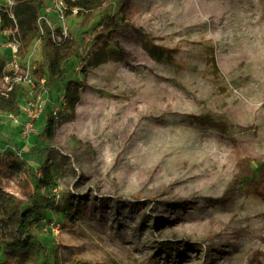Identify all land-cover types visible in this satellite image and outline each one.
Wrapping results in <instances>:
<instances>
[{"label":"rangeland","instance_id":"374dc122","mask_svg":"<svg viewBox=\"0 0 264 264\" xmlns=\"http://www.w3.org/2000/svg\"><path fill=\"white\" fill-rule=\"evenodd\" d=\"M60 3L45 23L90 34L63 77L84 81L79 102L65 111L60 83L20 81L16 121L0 114V153L19 149L33 170L48 159L56 185L39 202H70L67 216L38 212L48 263L56 250L59 264H264V239L237 257L250 226L231 211L264 201V0H115L131 25L113 35L121 59L94 52L95 19L83 24ZM0 55L18 76L41 59L38 41L22 55L11 31L0 32ZM40 105L22 134L24 110ZM50 105L55 134L39 154ZM0 188L29 199L22 173L0 174Z\"/></svg>","mask_w":264,"mask_h":264},{"label":"trees","instance_id":"16d2710c","mask_svg":"<svg viewBox=\"0 0 264 264\" xmlns=\"http://www.w3.org/2000/svg\"><path fill=\"white\" fill-rule=\"evenodd\" d=\"M51 0H12V4L0 5V32H14L18 36L19 50L22 55L29 52L34 41H38L41 59L34 61L30 71L32 81L45 88L55 84L62 85L59 107L65 111H73L80 100V92L84 81L75 76L67 75V68L76 57L80 48L90 42L87 30L80 31L79 38L63 35L59 27H51L45 23L43 16L44 7ZM68 8L64 13L69 16L75 10V15L82 17L83 24L95 19L91 33L95 41L90 46L95 52L102 49L109 58L121 59L126 56L118 41L113 39L114 34L123 32L130 23L121 14V9H116L115 0H66ZM86 19V20H85ZM100 36H105L101 40ZM11 35H9V38ZM147 44V43H146ZM153 55L155 50L147 47ZM86 72L85 68L80 69ZM5 78L8 81H5ZM13 70L6 69V61L0 55V83L5 82V87L0 86V114L16 115L20 109L21 86L13 82ZM54 106L48 108L39 123L37 141L45 145L38 153L46 151L47 145L55 134L54 119H56ZM16 149H5L0 153V174L8 176L22 173L29 190V199H24L0 188V251L3 250L5 259L0 264H49L45 251L44 239L37 233L41 228L42 216L39 210L45 208L51 211L69 215L70 202L56 205L49 197L42 204L39 197L43 189H53L56 185L52 165L46 159L38 167L28 163L27 158ZM56 250L52 253L50 264H59Z\"/></svg>","mask_w":264,"mask_h":264},{"label":"bare ground","instance_id":"6f19581e","mask_svg":"<svg viewBox=\"0 0 264 264\" xmlns=\"http://www.w3.org/2000/svg\"><path fill=\"white\" fill-rule=\"evenodd\" d=\"M188 148L198 150V145L188 144ZM235 212V220L249 225L250 231L248 243L238 253L240 260H247L248 252L259 245V242L264 239V201L258 198H248L239 200L231 209ZM256 251V250H255Z\"/></svg>","mask_w":264,"mask_h":264},{"label":"built area","instance_id":"2783aa9c","mask_svg":"<svg viewBox=\"0 0 264 264\" xmlns=\"http://www.w3.org/2000/svg\"><path fill=\"white\" fill-rule=\"evenodd\" d=\"M60 2H61V0H51L50 3L47 4L44 7V12L47 13L52 7L58 6L59 4H61ZM6 69H7V67H6ZM11 70H13V69H11ZM13 72H14L13 82H15V83H18L20 81L21 82H26V83H31L32 82V78H31L30 74L28 73V71H26L24 73V75H21V76H18L16 74V71L15 70H13ZM5 81H8V79L5 78ZM42 107L43 106L40 105L37 110H29V109L24 110L25 111V114L27 115V117L29 118V120L22 125V134H25L26 135L28 132H30L33 129V123H32V121L34 119H36V117L39 116L40 112L42 111ZM54 114H55V112H54ZM7 117H9L10 119H12L13 121H16L15 115L8 114Z\"/></svg>","mask_w":264,"mask_h":264}]
</instances>
